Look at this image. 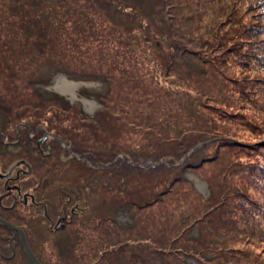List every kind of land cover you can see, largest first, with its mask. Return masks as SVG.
<instances>
[{"label":"rangeland","instance_id":"374dc122","mask_svg":"<svg viewBox=\"0 0 264 264\" xmlns=\"http://www.w3.org/2000/svg\"><path fill=\"white\" fill-rule=\"evenodd\" d=\"M11 1L0 0V128L20 142L4 149L29 160L24 188L53 209L49 221L15 212L34 258L264 264V0H52L43 20L56 36L39 52ZM20 125L62 142L47 139L43 159ZM17 244L1 264H31Z\"/></svg>","mask_w":264,"mask_h":264},{"label":"flooded vegetation","instance_id":"af4514ba","mask_svg":"<svg viewBox=\"0 0 264 264\" xmlns=\"http://www.w3.org/2000/svg\"><path fill=\"white\" fill-rule=\"evenodd\" d=\"M21 127L26 129V134L32 142L35 140V147L37 148L35 150L43 159L49 158L54 151V149H49L51 145L47 139L54 140L55 142H58L59 145L60 142H62L57 136L55 138L48 137L47 132L41 128L36 129L35 126L33 128H28L26 125H20L19 128ZM2 128L3 127L0 128V219L15 226V229L13 230L10 227H6L0 221V229H3L10 234V237L7 240V250L11 253L10 256H7L0 252V257L2 261L11 263L16 258V244L18 243L20 245V235L16 232V226H18L16 225V218L18 216L15 212H17L20 208L35 206L36 209H42V217L49 221L52 217L53 209L49 203L39 200L37 201L36 196L24 188L23 181L26 173L31 172L33 168L32 164L27 162L29 160L25 158L16 160V154H13L16 149H4V147L9 148L16 146V142H20V135L19 132L16 136V131L12 134L11 132H7V129L4 130ZM5 150H10L12 152L10 154L13 155V160L9 161L7 165L4 160ZM70 196H74V194H70ZM66 204H69V200H67ZM80 210L81 209L78 204H75L70 209V215L68 216L66 213H64L63 216L61 215L55 222L56 226H53L52 230L54 232L64 231V227H66L69 223L68 219L75 217L79 214ZM23 232L25 234L24 230Z\"/></svg>","mask_w":264,"mask_h":264},{"label":"trees","instance_id":"16d2710c","mask_svg":"<svg viewBox=\"0 0 264 264\" xmlns=\"http://www.w3.org/2000/svg\"><path fill=\"white\" fill-rule=\"evenodd\" d=\"M12 1H14L15 5L12 4ZM12 1H11L12 7L14 9H16V20L20 21L18 24H21V28H22V32H23L22 34L24 35L26 41L27 40L31 41L30 36L35 35V37H33L32 39H36V40L33 42H29V44H26V45L33 52L34 51L39 52L41 49L44 50V48L46 46V37L45 36L47 35V33L54 34L53 31L51 30V24L46 23L43 20L45 10H46V8H49V5L51 6L50 2H52V0H12ZM65 1L66 0H57L58 3H64ZM44 4H46V5H44ZM35 17H37V18H35ZM12 22H13V20H12ZM38 36H40L43 40H39ZM23 48H21V49H23ZM128 56H130V54ZM124 62H125V60H124ZM66 76L70 80H76L75 77H72L69 74H66ZM48 83H49V81H48ZM146 94L148 96H150V94H148V93H146ZM149 101H150V99H149ZM196 152H197V150L195 149V151H193V153H196ZM190 157H188V158L190 159ZM153 167H154V164H152L151 166L149 165L148 169L153 168ZM189 168L194 169V167L192 165L189 166ZM216 229H218V228H216ZM214 232H216V231H214ZM180 250L184 251L187 254V256L190 255L188 253V249H186V250L180 249ZM166 253L169 255L168 252H166ZM210 256H208V258H206L207 264H208V262H210V258H209ZM188 260L189 259L185 258V261H183V264H189L187 262ZM193 260H195V259H193ZM3 262H5V261H3ZM1 263H2V261H1ZM7 263H9V262H7ZM193 263L197 264L198 262L195 261Z\"/></svg>","mask_w":264,"mask_h":264},{"label":"bare ground","instance_id":"6f19581e","mask_svg":"<svg viewBox=\"0 0 264 264\" xmlns=\"http://www.w3.org/2000/svg\"><path fill=\"white\" fill-rule=\"evenodd\" d=\"M54 88L59 91L61 94H72L75 96L73 90L74 86L71 82L65 80L63 77H59L54 81Z\"/></svg>","mask_w":264,"mask_h":264},{"label":"water","instance_id":"95a60500","mask_svg":"<svg viewBox=\"0 0 264 264\" xmlns=\"http://www.w3.org/2000/svg\"><path fill=\"white\" fill-rule=\"evenodd\" d=\"M65 78V77H64ZM4 225L10 227L11 229H15L13 226L7 224L6 222H4L2 219L0 220ZM16 231L19 233L20 235V242H21V245H22V248L26 254V257L29 259L30 263L31 264H40L35 258L34 256L31 254L30 250L28 249L27 245H26V242L24 240V235L22 233L21 230H18L16 229Z\"/></svg>","mask_w":264,"mask_h":264}]
</instances>
